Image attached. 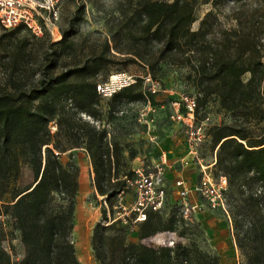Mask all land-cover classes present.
I'll use <instances>...</instances> for the list:
<instances>
[{
    "label": "trees",
    "instance_id": "1",
    "mask_svg": "<svg viewBox=\"0 0 264 264\" xmlns=\"http://www.w3.org/2000/svg\"><path fill=\"white\" fill-rule=\"evenodd\" d=\"M197 4V0H140L142 24L137 40L147 45L161 44L162 59L185 57L194 71L201 119L207 118L201 109L215 98L226 113L248 112L252 117L256 113L255 120L264 124V110L260 107L264 105L263 37L250 30H230L222 42L211 47L206 43L210 33L207 20L198 31H192L198 20ZM23 31L17 29L12 34ZM69 37L65 33L53 45L55 49H50L49 58L57 54V47L70 46ZM135 54L140 56L138 52ZM50 66L54 68V60L50 59ZM103 66L101 56L57 76L46 75L39 88L0 96V201L7 194L12 195L8 205L0 206V217L4 208L20 231L26 251L23 261L13 262L3 248L5 233L0 229V264H80L73 242L79 170L65 166L60 158L62 153L72 148L87 149L97 192L101 197L108 196V201L126 192L127 179L135 177L132 171L121 181L114 178L117 183H113V168L120 166L115 157L118 160L121 149L115 147L112 156L105 130L99 132L80 117L82 114L94 119L101 117L103 100L97 94L98 84L87 79L96 78ZM247 74L250 77L245 82L243 77ZM148 99L158 105L156 96H149L144 82L137 79L135 85L109 100L115 105L121 100L145 105ZM52 123L57 128L55 133L51 130ZM208 129L211 151L218 149L216 175L230 177L229 189L239 191L246 203L239 208L236 220L237 230L244 236L236 241L242 251L245 250L242 241L250 242L249 264H264V136L253 137L243 125L222 124ZM23 167L34 172V184L11 189ZM165 213L150 212L145 222L138 223V243L127 240L126 228H118L120 222L106 227L99 224L92 239L96 259L101 264H198L200 260L209 264L208 257L189 247L152 248L142 243L159 233H177L180 226L184 228L180 236H185L186 221L177 206L170 207L168 218ZM243 221H247V227L242 225Z\"/></svg>",
    "mask_w": 264,
    "mask_h": 264
},
{
    "label": "rangeland",
    "instance_id": "2",
    "mask_svg": "<svg viewBox=\"0 0 264 264\" xmlns=\"http://www.w3.org/2000/svg\"><path fill=\"white\" fill-rule=\"evenodd\" d=\"M159 1L174 2V0ZM197 1L198 20L192 26V31H198L201 23L207 20L210 33L206 43L211 47L222 42L230 30L239 29L254 31L255 34L263 37L262 44L264 43V0ZM139 3L140 0H62L57 8L59 20L56 22L53 34L47 33L41 40L28 31L12 34V31L0 27V96L4 93L17 94L39 88L46 75L57 76L101 56L104 58L102 72L96 78L87 80L102 83L118 72H125L137 78L152 73L165 92L156 97L160 105L163 102L167 103L169 90L177 92L184 90L196 94L194 71L192 66L186 63L185 57L174 60L167 56L166 59H162L161 44L152 42L147 45L137 40L140 35L139 27L142 24ZM65 33L70 34V46L66 49L57 47V54L49 58L50 49L62 40ZM50 59L54 60V68L50 66ZM249 77L250 75L247 74L243 80L248 82ZM260 107L264 110V105L260 104ZM100 109L103 111L100 119L84 114L80 117L84 123L88 122L96 126L99 132L105 130L112 156L115 147L121 149L118 160L115 157V161H118L120 166L116 165L113 168V183H117L114 178L118 177L121 181V178L129 172L159 165L163 160H167V163L172 165L169 155L176 157L183 149H175L174 153L170 154L169 148L164 145L167 144L164 142L169 137L178 143L181 142L180 146L186 147L184 138L173 137L174 130L179 129L180 126L170 124L172 132L166 133L163 130V125L166 123L163 120L165 111L159 112L158 123L149 130L138 122V114L144 109V103L127 104L121 100L115 105L109 99H103ZM201 113L211 120L212 126L243 125L251 130L253 137L264 136V124H259L258 120H255L256 113L253 117L248 115V112L228 114L221 109L218 99H212L201 109ZM51 130L53 133L57 131L54 123L51 124ZM153 138L157 140L153 142ZM62 143H65V139ZM209 149L211 150L210 146ZM165 153L168 154V159ZM60 158L65 166H74L79 170V191L74 200L73 242L80 264H101L96 259V251L92 245L95 228L99 224L106 227L120 222L118 228H126L127 240L138 243L140 224H135L132 217L126 216L124 219L120 209L121 203L129 206L133 196L126 193L122 200L117 198L112 201H108V196L101 197L96 189L90 155L84 147L69 149L62 153ZM185 159L191 167L192 162L188 153L182 160ZM112 162L114 163V159ZM177 167H180L179 164ZM175 169L173 168L172 171L169 169L168 175ZM34 181V172L29 167H23L17 180L12 181L11 189L15 186H32ZM228 193L226 211L206 210L194 215L185 222V236H180L184 231L180 226L177 233H159L142 243L152 248L189 247L208 257L209 264H249L247 256L250 253V242L242 241L245 247L242 251L236 241L237 237L242 240L244 236L242 231L237 230L236 220L239 208L246 203L242 194L235 188L230 187ZM169 195L165 218L170 215V207L177 206L178 203V197L173 195L172 189ZM11 197V194H7L6 198L0 201V206L8 205ZM2 211L0 229L5 233L3 248L13 262L19 263L26 256L21 233L16 229L11 216L5 213L4 208ZM242 225L247 227V221H243ZM156 237L160 238L154 241ZM202 262L200 260L198 264H205Z\"/></svg>",
    "mask_w": 264,
    "mask_h": 264
},
{
    "label": "built area",
    "instance_id": "3",
    "mask_svg": "<svg viewBox=\"0 0 264 264\" xmlns=\"http://www.w3.org/2000/svg\"><path fill=\"white\" fill-rule=\"evenodd\" d=\"M62 0H0V25L4 30L14 31L23 29L41 40L47 33L53 34L56 22L59 20L57 8ZM137 79L144 82L146 93L158 97L165 93L161 83L151 73L133 77L125 72L110 76L106 81L97 83V94L101 100L110 99L119 91L135 85ZM167 103L154 105L150 99L144 109L138 114V122L147 129H152L158 123L159 112L165 111L163 120L166 122L163 130L172 132L170 124L179 125L173 137L185 139L192 166L198 172V183L191 190L185 181H177V208L181 217L186 221L203 211L225 210L228 198L229 179L223 175H216L217 150L212 152L208 128L211 120L201 119L198 113V97L186 91H167ZM162 118V117H161ZM162 120V119H161ZM157 138H153L155 142ZM165 159V158H164ZM182 169L189 167L187 159L179 161ZM171 165L163 160L153 167L139 168L135 177L127 179L128 187L119 198L122 200L131 194L132 203L129 206L120 204L123 218L132 217L135 224L145 222L148 213H164L169 200L170 187L168 185V170ZM195 194L197 202H193L191 195Z\"/></svg>",
    "mask_w": 264,
    "mask_h": 264
},
{
    "label": "crops",
    "instance_id": "4",
    "mask_svg": "<svg viewBox=\"0 0 264 264\" xmlns=\"http://www.w3.org/2000/svg\"><path fill=\"white\" fill-rule=\"evenodd\" d=\"M178 127H179V125H178ZM166 142H167V144H164V145L167 146L166 147L167 149L169 148L170 153H174L175 149H179V148L183 149L181 151V153L178 154V156H176V157H174L173 155L170 156L169 160L171 163H173L171 165L170 170L172 171L173 168H176V169L170 175L167 176L168 185H169L170 189L173 190V195L178 197V195H177L178 190L175 186L176 182L177 181H185L187 183L188 187L191 190H194L195 186L198 183V178H197L198 172H197L196 168L193 166L186 167L185 169H182L181 167H177L179 161H181L186 156V154L188 153L187 146L186 147L180 146L181 142L178 143V141H174L172 137H169L168 140H165L164 143H166ZM171 175H173V176H171ZM191 198H192L193 202L198 201L197 196L193 193L191 195Z\"/></svg>",
    "mask_w": 264,
    "mask_h": 264
},
{
    "label": "bare ground",
    "instance_id": "5",
    "mask_svg": "<svg viewBox=\"0 0 264 264\" xmlns=\"http://www.w3.org/2000/svg\"><path fill=\"white\" fill-rule=\"evenodd\" d=\"M170 154H171V153H170ZM165 155H166V159H168V157L171 156L172 154L168 156V154L165 153ZM209 216H210V215H209ZM206 218H207V217H206ZM209 233H210V232H209ZM211 234H212V233H211Z\"/></svg>",
    "mask_w": 264,
    "mask_h": 264
}]
</instances>
